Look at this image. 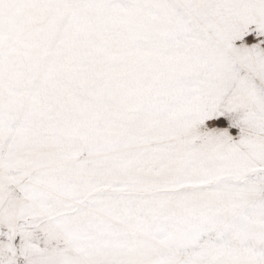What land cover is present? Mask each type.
I'll return each mask as SVG.
<instances>
[{"label": "snow or ice", "instance_id": "obj_1", "mask_svg": "<svg viewBox=\"0 0 264 264\" xmlns=\"http://www.w3.org/2000/svg\"><path fill=\"white\" fill-rule=\"evenodd\" d=\"M0 264H264V0H0Z\"/></svg>", "mask_w": 264, "mask_h": 264}]
</instances>
